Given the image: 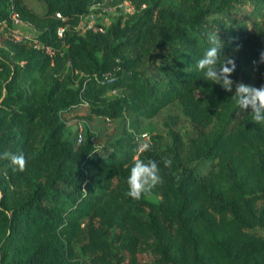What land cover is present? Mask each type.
Masks as SVG:
<instances>
[{
  "label": "trees",
  "instance_id": "obj_1",
  "mask_svg": "<svg viewBox=\"0 0 264 264\" xmlns=\"http://www.w3.org/2000/svg\"><path fill=\"white\" fill-rule=\"evenodd\" d=\"M42 1L0 0V20L13 6L52 49L0 33V154L28 161L20 172L0 159V264H264V124L197 69L218 33L232 75L264 83L252 64L264 0H131L132 13L83 33L80 17L105 0ZM173 102L190 134L176 118L163 145L136 133ZM79 110L117 123L70 134L64 117ZM149 159L163 183L134 200L130 169Z\"/></svg>",
  "mask_w": 264,
  "mask_h": 264
},
{
  "label": "clouds",
  "instance_id": "obj_2",
  "mask_svg": "<svg viewBox=\"0 0 264 264\" xmlns=\"http://www.w3.org/2000/svg\"><path fill=\"white\" fill-rule=\"evenodd\" d=\"M210 47L204 56L197 61V69L202 72L203 79L213 84H219L226 92H232L234 81L230 76L235 72L236 63L232 56L224 55V42L218 33H211L207 37ZM240 45H236L234 51H238ZM223 57V59H221ZM254 70L258 65L264 64V50L259 53V59L252 61ZM236 102L238 109H251V120L256 124H264V85L259 88L252 87L243 82H235V92L231 97ZM151 150L150 143H143L138 146V151ZM0 159L11 160L14 170L23 172L26 169L27 158L23 153L13 155L8 152L0 154ZM165 167L171 166V160L163 161ZM163 183L160 175V168L156 161L149 159L135 161L131 167L127 184L129 191L127 195L134 200L141 199L151 192L157 185Z\"/></svg>",
  "mask_w": 264,
  "mask_h": 264
},
{
  "label": "rangeland",
  "instance_id": "obj_3",
  "mask_svg": "<svg viewBox=\"0 0 264 264\" xmlns=\"http://www.w3.org/2000/svg\"><path fill=\"white\" fill-rule=\"evenodd\" d=\"M27 4L35 7L36 9L43 6L42 0H25ZM121 0H105L103 7V19L106 22H110L117 14L116 5ZM230 79L234 81L233 89H235V82H243L252 87L259 88L264 83L259 80L258 76L248 70L240 69L236 75L230 76ZM117 92L115 89L108 91L106 94L112 96ZM66 129L70 134L84 132L86 128L91 129L94 132L104 134L105 132L112 129L117 123V120H111L103 115L88 114L83 110L72 112L67 114L65 117ZM172 118H176L174 127L177 128L184 136L190 134L191 127L188 120L184 117L180 110L178 102L163 107L158 114L151 118L142 119L141 123L134 129L137 134L143 135L148 138L151 135L158 136L159 142L163 145L169 137L166 134L167 124ZM259 232L264 233V226L258 227Z\"/></svg>",
  "mask_w": 264,
  "mask_h": 264
},
{
  "label": "built area",
  "instance_id": "obj_4",
  "mask_svg": "<svg viewBox=\"0 0 264 264\" xmlns=\"http://www.w3.org/2000/svg\"><path fill=\"white\" fill-rule=\"evenodd\" d=\"M117 15L126 17L128 14L135 10L134 3L131 0H121L116 5ZM103 7L99 4L92 5L90 9L85 12L79 19L76 29L79 33L87 30L103 31L110 22L103 19ZM57 16H61L59 12ZM112 20V19H111ZM110 20V21H111ZM63 26L58 27L57 34L62 35ZM0 33L4 38L10 42H23L28 41L35 48H42L45 52L51 54L52 49L47 43H42L36 38L34 27L27 21L23 20L19 12L13 9L8 16L0 20Z\"/></svg>",
  "mask_w": 264,
  "mask_h": 264
}]
</instances>
